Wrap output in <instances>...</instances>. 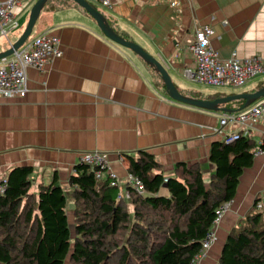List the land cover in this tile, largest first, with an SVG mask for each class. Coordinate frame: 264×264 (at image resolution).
Returning a JSON list of instances; mask_svg holds the SVG:
<instances>
[{
    "label": "crops",
    "instance_id": "0c3cea01",
    "mask_svg": "<svg viewBox=\"0 0 264 264\" xmlns=\"http://www.w3.org/2000/svg\"><path fill=\"white\" fill-rule=\"evenodd\" d=\"M37 1L23 0L14 8L21 31L15 41L7 40L9 46L2 41L0 54L20 38ZM88 2L95 8L98 5L116 34L156 58L186 97L214 100L215 96L254 93L264 87V76H260L243 88L211 87L219 93L197 98L186 87L184 77L186 69L195 67L190 46L197 30L204 27L215 31L212 46L222 59L234 55L264 58V0H111L109 7ZM34 29L35 37L45 33L58 37L63 55L45 73L27 70L25 97H0V180L14 168L29 166L34 170L36 192L40 186L50 185L55 176L68 190L82 154L98 151L108 156L110 168L120 180L119 192L125 193L128 163L121 160L128 156L138 159L145 151L168 177L175 175L179 163L199 164L210 185L215 172L211 148L213 143L223 142L216 130L226 111L172 100L157 70L106 38L73 0H49ZM244 104L239 100L220 108L239 110ZM251 129L250 138L258 149L254 164L244 171L234 200L224 205L213 228L216 240L200 264H219L229 234L241 226L264 195V151L259 152L264 123ZM236 132L243 129H225L227 135ZM161 195L168 196V190L162 189Z\"/></svg>",
    "mask_w": 264,
    "mask_h": 264
},
{
    "label": "trees",
    "instance_id": "16d2710c",
    "mask_svg": "<svg viewBox=\"0 0 264 264\" xmlns=\"http://www.w3.org/2000/svg\"><path fill=\"white\" fill-rule=\"evenodd\" d=\"M256 149V142L243 135L231 144L213 143L215 172L209 186L199 164L179 163L168 177L153 155L141 151L138 159L128 156V173L144 184L143 191L128 188L130 202L118 200L119 188L98 181L86 164L76 166L68 190L55 176L38 192L33 168H14L0 196V264H66L68 259L71 264H192L222 206L236 197ZM259 149L264 151V143ZM162 189L169 195H161ZM260 201L229 234L219 264H264Z\"/></svg>",
    "mask_w": 264,
    "mask_h": 264
},
{
    "label": "built area",
    "instance_id": "2783aa9c",
    "mask_svg": "<svg viewBox=\"0 0 264 264\" xmlns=\"http://www.w3.org/2000/svg\"><path fill=\"white\" fill-rule=\"evenodd\" d=\"M23 0H8L0 2V38L9 40L10 32L18 30L20 24L14 8ZM99 2L104 6H111V0H88ZM215 31L211 27H204L197 30L195 39L190 46L195 59V67L186 69L184 77L186 80L205 86L215 88H243L252 80L264 76V58H239L233 56L229 59H222L217 50L212 46V39ZM63 51L61 41L58 37L49 33L29 39L24 46L16 51L11 57L0 60V97L15 98L25 97L28 93V69H36L45 73L46 68L55 59L61 58ZM264 123V97L239 112H225L220 117V129L216 130L218 135L223 136V142L231 144L242 135L251 137L252 127L258 123ZM231 126H238L243 132L225 134V129ZM259 152H262L259 149ZM123 159L121 160V162ZM80 164L91 166L95 170L98 181L109 180L112 187L119 188V178L112 172L108 156L104 153L86 152L80 158ZM167 181V180H166ZM125 193H119L118 200L130 199L129 187L144 190V184L139 178L129 174L127 177ZM7 190V178L0 180V196ZM228 205V204H226ZM258 210L263 209L258 204ZM224 205L219 213L217 224L223 212ZM216 240L213 230L204 240L201 252L196 256L192 264H200L207 257L209 250Z\"/></svg>",
    "mask_w": 264,
    "mask_h": 264
},
{
    "label": "water",
    "instance_id": "95a60500",
    "mask_svg": "<svg viewBox=\"0 0 264 264\" xmlns=\"http://www.w3.org/2000/svg\"><path fill=\"white\" fill-rule=\"evenodd\" d=\"M48 1L49 0H38L36 2V4L33 6L31 10L29 22L24 32L22 33L20 38L9 48V50L0 54V60L11 57L16 51L20 50L24 46V44L30 39L31 35L33 34L34 28L38 22V19L40 17L41 11ZM73 1L76 2L79 6H81L93 18V20L96 22V24L98 25V27L100 28V30L102 31V33L105 35L106 38L138 54L143 60H145V62L153 66L157 70L158 74L162 79L166 93L172 100L204 110H209V111L222 110V111L234 113L248 108L250 105H252L256 101L264 97V87L261 90L254 93L238 94V95L218 98L214 100L196 99V98H189L184 96L183 94H181L180 90L173 82L166 68L156 58L148 54L137 43L128 41L120 37L118 34H116V32H114L113 29H111L109 24L106 22L104 15L92 4H90L87 0H73ZM239 100L245 101L244 106L239 110H228V109L220 108L226 104H229L230 102L239 101Z\"/></svg>",
    "mask_w": 264,
    "mask_h": 264
},
{
    "label": "rangeland",
    "instance_id": "374dc122",
    "mask_svg": "<svg viewBox=\"0 0 264 264\" xmlns=\"http://www.w3.org/2000/svg\"><path fill=\"white\" fill-rule=\"evenodd\" d=\"M95 6L97 8H99L98 5H95ZM36 30L34 29L33 34L31 35L30 39H33L35 37L36 32H37ZM20 31H21V29L18 30V31L16 30V31L10 32L9 35H8L9 40L15 41L14 38L20 33ZM2 41L5 44H7V46H9V42L7 41V39L5 37L0 38V46L2 45L1 44ZM186 87L188 88V90H190V93L192 95L196 96L197 98L210 97V95L214 96V95L219 93L218 89L216 90L214 88H211L210 86L207 87V86H203V85H200V84H197V83H192L190 81H186ZM126 162L128 163V160L127 159L126 160L123 159L122 163L126 164ZM104 181H107V180H100V182H104ZM130 201H131V199H128V202H130ZM261 201H262L261 203L263 204V207H264V195L261 196ZM130 211L132 213L134 211V207L132 205H130ZM68 217H69L70 224L73 225L75 223V220H74L73 205L71 204V202H70V204L68 206ZM72 233H73V237H75V230L74 229H72ZM126 238L127 237H125L124 239L126 240ZM66 264H71L70 259L67 260Z\"/></svg>",
    "mask_w": 264,
    "mask_h": 264
}]
</instances>
